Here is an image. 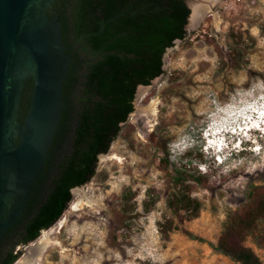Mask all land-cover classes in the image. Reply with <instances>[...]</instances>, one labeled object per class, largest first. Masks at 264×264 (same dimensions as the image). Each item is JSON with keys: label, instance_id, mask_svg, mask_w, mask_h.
I'll return each instance as SVG.
<instances>
[{"label": "rangeland", "instance_id": "1", "mask_svg": "<svg viewBox=\"0 0 264 264\" xmlns=\"http://www.w3.org/2000/svg\"><path fill=\"white\" fill-rule=\"evenodd\" d=\"M213 7L167 51L164 75L139 90L120 136L99 157L97 174L71 191L54 226L62 219L65 225L51 237L58 244L40 264H237L185 233L215 244L227 214L244 206L248 188L264 187V138L255 153L217 165L203 150L202 135L211 122L232 127L236 111L260 107L252 105L264 97V0H219ZM235 48L243 53L240 68L230 58ZM161 156L195 177L188 186L201 203L198 218L181 222L167 209L174 172ZM78 189L94 199L93 207L71 209L82 198ZM123 196H129L126 204ZM169 219L175 230L164 240L158 224ZM255 238L244 244L264 263V248H257ZM33 244L22 248L21 258Z\"/></svg>", "mask_w": 264, "mask_h": 264}, {"label": "trees", "instance_id": "2", "mask_svg": "<svg viewBox=\"0 0 264 264\" xmlns=\"http://www.w3.org/2000/svg\"><path fill=\"white\" fill-rule=\"evenodd\" d=\"M59 7L62 40L72 58L63 102L69 100L67 92L71 90L76 105L71 101L63 104L49 158L22 215L4 234L7 237L13 232L9 246H0V264L21 259L22 248L35 243L63 217L72 200L71 190L88 184L97 174L99 157L109 152L134 112L138 85L149 86L164 75V57L176 41L186 39L191 13L184 0H59ZM230 37L237 43L242 39ZM233 52L230 58L234 67L240 68L243 53L238 48ZM58 147L64 148L61 153ZM160 160L174 172L167 209L181 222L198 218L201 203L192 197L188 186L195 177L167 156ZM124 197L126 204L129 196ZM127 208L123 206L122 212ZM158 227L166 240L175 230L174 220H164ZM185 235L207 243L213 253L234 263L264 264L244 244L256 236L255 245L264 248V187L248 188L244 206L227 214L215 244L188 232Z\"/></svg>", "mask_w": 264, "mask_h": 264}, {"label": "water", "instance_id": "3", "mask_svg": "<svg viewBox=\"0 0 264 264\" xmlns=\"http://www.w3.org/2000/svg\"><path fill=\"white\" fill-rule=\"evenodd\" d=\"M71 61L59 0H0V238L22 215L48 159Z\"/></svg>", "mask_w": 264, "mask_h": 264}, {"label": "bare ground", "instance_id": "4", "mask_svg": "<svg viewBox=\"0 0 264 264\" xmlns=\"http://www.w3.org/2000/svg\"><path fill=\"white\" fill-rule=\"evenodd\" d=\"M219 0H197V2L191 3V6L193 8V14L190 18V27L194 28L195 26H198L200 22L203 20V18L206 16L208 12H210L213 8V6L218 2ZM260 107L248 111L240 112L241 116V127L246 126V119L250 112L253 110H257ZM150 111L152 114H156V102H153L152 106L150 107ZM213 129H215L213 127ZM76 189V188H75ZM76 193H82V198H80L77 202L73 203L71 206V209L74 211L82 209L84 206L93 207L95 205L94 199H92L89 195H87L83 189H78L75 191ZM65 225V221L63 219L59 222L57 226H54L50 230L44 231L41 235V237L37 240L36 243H34L30 248L27 249L26 254L15 264H40V262L43 261V258L46 254V252L49 250L50 247H52L55 244L53 241L54 233H56L59 229H63Z\"/></svg>", "mask_w": 264, "mask_h": 264}, {"label": "clouds", "instance_id": "5", "mask_svg": "<svg viewBox=\"0 0 264 264\" xmlns=\"http://www.w3.org/2000/svg\"><path fill=\"white\" fill-rule=\"evenodd\" d=\"M232 130L233 128L226 129L225 133L221 135L220 144L216 142L214 146L211 144L206 146L205 153H207L211 161H213L214 157H219L221 162L226 163V161L241 156L244 152H253L252 149L254 147H262V144L259 143V138L262 137L257 133L256 128H252L247 136L241 138L236 136ZM221 162L217 163V165H223Z\"/></svg>", "mask_w": 264, "mask_h": 264}, {"label": "flooded vegetation", "instance_id": "6", "mask_svg": "<svg viewBox=\"0 0 264 264\" xmlns=\"http://www.w3.org/2000/svg\"><path fill=\"white\" fill-rule=\"evenodd\" d=\"M184 2H185V4L187 5V7L190 9V7L188 6V4H187V0H184ZM214 8V7H213ZM190 12H191V9H190ZM191 14V13H190ZM190 17V16H189ZM67 53V52H66ZM149 86H151V85H149ZM149 86H144V85H138V87H137V89H136V92H135V94H134V99H133V105L135 106V102H136V100H137V97H138V94H139V90L140 89H145V88H147V87H149ZM70 89H72V86L70 87ZM68 90V89H67ZM68 98H69V100L66 102V100L64 99V102H63V104L64 103H66V104H68L70 101L71 102H73V103H75V105H76V102H75V100H74V94H72V92H71V90H68ZM64 149V148H63ZM63 149L61 148V149H59V147L57 148V151L59 152V153H61V151H63ZM48 158H49V156H48ZM72 190H74V189H72ZM71 190V191H72ZM14 226V225H13ZM12 226V227H13ZM11 227V228H12ZM7 232V231H6ZM5 232V233H6ZM4 233V234H5ZM12 233L13 232H10L8 235H7V237L3 234L2 235V237L0 238V246H5V247H8L9 246V244H10V242H11V240L12 239H10L11 238V236H12Z\"/></svg>", "mask_w": 264, "mask_h": 264}, {"label": "crops", "instance_id": "7", "mask_svg": "<svg viewBox=\"0 0 264 264\" xmlns=\"http://www.w3.org/2000/svg\"><path fill=\"white\" fill-rule=\"evenodd\" d=\"M221 256V255H220Z\"/></svg>", "mask_w": 264, "mask_h": 264}]
</instances>
